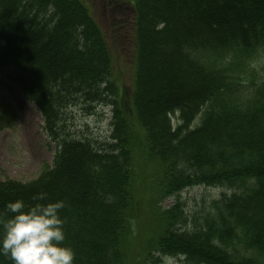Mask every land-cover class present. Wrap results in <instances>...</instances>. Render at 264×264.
<instances>
[{
	"label": "trees",
	"instance_id": "1",
	"mask_svg": "<svg viewBox=\"0 0 264 264\" xmlns=\"http://www.w3.org/2000/svg\"><path fill=\"white\" fill-rule=\"evenodd\" d=\"M133 3L114 29L136 61L130 118L110 80L111 32L90 5L0 0V76L38 108L56 145L52 168L35 180L0 181V217L9 201L32 206L44 193L40 203H65L63 243L75 264H127L128 246L141 238L133 228L146 216L135 201L143 159L156 168L149 182L158 179L147 207L156 221L142 219L145 248L186 264H264V81L249 91L243 84L264 50V0ZM98 105L113 107L110 141L72 137L68 113ZM6 108L0 103V132ZM195 187L228 194L189 226L180 194ZM171 197L170 209L153 207ZM0 264L12 261L0 255Z\"/></svg>",
	"mask_w": 264,
	"mask_h": 264
},
{
	"label": "rangeland",
	"instance_id": "2",
	"mask_svg": "<svg viewBox=\"0 0 264 264\" xmlns=\"http://www.w3.org/2000/svg\"><path fill=\"white\" fill-rule=\"evenodd\" d=\"M90 5L95 14L96 20L102 26L104 32L110 30L111 52H112V71L111 82L116 85L119 92V109L133 112L131 107V97L133 94L135 82L136 61L134 55L130 56L132 51L126 46L124 38L114 32L123 21V15L127 10L134 13V0H83ZM97 4V5H96ZM112 9L113 13L106 12ZM102 12V13H101ZM110 14V16L108 15ZM110 17V18H109ZM119 22V23H118ZM118 23V24H117ZM250 68L243 74L244 89L249 91L254 86L264 81V50H260L256 56L250 59ZM0 103L7 106L9 114L8 120L2 121L6 128L0 132V181L14 180L18 182H31L40 176L46 167L53 165L56 145L51 142L43 130V119L38 108L27 101L18 89L5 86V80L0 76ZM113 107L98 105L96 110L90 115H86L81 109L75 108L68 113V131L72 137L88 138L94 142L104 145L110 141L112 134ZM178 115L174 119L176 124ZM131 121H133L131 119ZM136 160H137V154ZM142 159L138 163L137 172L140 188H135V201L141 202V210L146 216L141 217L134 226V238L141 234L139 241L134 245L128 246L127 264H186L184 258H171L161 255L156 247L145 248L144 244L151 238L145 229L149 226L148 222H143V218L149 219L154 223L155 214L150 211L149 204L151 199L156 198L155 189L152 188L153 179L149 182L147 174L149 169L155 172L154 164ZM148 183V186L146 184ZM228 191L217 188L195 187L186 189L180 194L182 204H185V216L188 218L189 226L201 222L202 216L208 213L212 203L218 200ZM177 197L159 199L154 202L153 207L170 209L176 203ZM150 212L152 215L150 216ZM150 216V217H149ZM154 226V225H153ZM142 256V257H141Z\"/></svg>",
	"mask_w": 264,
	"mask_h": 264
},
{
	"label": "clouds",
	"instance_id": "3",
	"mask_svg": "<svg viewBox=\"0 0 264 264\" xmlns=\"http://www.w3.org/2000/svg\"><path fill=\"white\" fill-rule=\"evenodd\" d=\"M45 199L46 194L39 193L32 206L20 199L5 205L9 215L0 217V255L12 264H75V251L63 243L65 203L39 202Z\"/></svg>",
	"mask_w": 264,
	"mask_h": 264
},
{
	"label": "flooded vegetation",
	"instance_id": "4",
	"mask_svg": "<svg viewBox=\"0 0 264 264\" xmlns=\"http://www.w3.org/2000/svg\"><path fill=\"white\" fill-rule=\"evenodd\" d=\"M128 11H129V10H127V12H128ZM109 13H110V14L113 13L112 9H110ZM125 13H126V12H124L123 15H122L121 13H119V14L116 13V14H117L118 16H119V15H120V16H123V18H124V17H125ZM118 23H119V22H118ZM118 23H117V24H118Z\"/></svg>",
	"mask_w": 264,
	"mask_h": 264
}]
</instances>
